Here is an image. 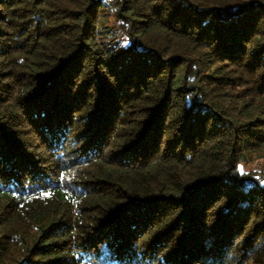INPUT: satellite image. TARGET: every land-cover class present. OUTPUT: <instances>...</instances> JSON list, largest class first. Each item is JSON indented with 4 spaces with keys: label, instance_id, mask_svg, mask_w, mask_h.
I'll return each instance as SVG.
<instances>
[{
    "label": "trees",
    "instance_id": "16d2710c",
    "mask_svg": "<svg viewBox=\"0 0 264 264\" xmlns=\"http://www.w3.org/2000/svg\"><path fill=\"white\" fill-rule=\"evenodd\" d=\"M0 264H264V0H0Z\"/></svg>",
    "mask_w": 264,
    "mask_h": 264
},
{
    "label": "rangeland",
    "instance_id": "374dc122",
    "mask_svg": "<svg viewBox=\"0 0 264 264\" xmlns=\"http://www.w3.org/2000/svg\"><path fill=\"white\" fill-rule=\"evenodd\" d=\"M107 8L108 7H104V10ZM109 9L106 10V12H108ZM111 12L112 11L110 10L108 13H105L104 17L101 20V26H100L101 35H102L104 40L111 41L114 38L115 41L119 40L118 42L125 43V42H127V38L125 36H120V38H119V36H118L119 33L116 30H114V28H113V25H112L113 24L112 23L113 18H112ZM116 28H117V26H116Z\"/></svg>",
    "mask_w": 264,
    "mask_h": 264
},
{
    "label": "snow or ice",
    "instance_id": "6c2138e0",
    "mask_svg": "<svg viewBox=\"0 0 264 264\" xmlns=\"http://www.w3.org/2000/svg\"><path fill=\"white\" fill-rule=\"evenodd\" d=\"M50 193H43V195H49Z\"/></svg>",
    "mask_w": 264,
    "mask_h": 264
}]
</instances>
